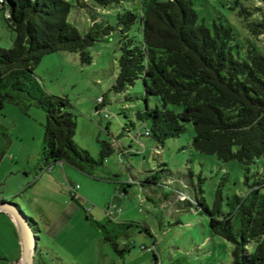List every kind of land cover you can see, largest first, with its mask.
<instances>
[{
	"label": "rangeland",
	"instance_id": "obj_1",
	"mask_svg": "<svg viewBox=\"0 0 264 264\" xmlns=\"http://www.w3.org/2000/svg\"><path fill=\"white\" fill-rule=\"evenodd\" d=\"M140 4L141 0H122L98 13L115 24L118 11L139 13ZM194 7L199 21L210 27L214 20L232 26L235 56L244 57L250 46L264 51V32L252 30L262 20L264 0H194ZM5 15L0 8V46L9 48L16 31ZM69 19L82 32L90 24L85 9L78 12L73 7ZM129 31L140 34L139 19ZM119 37L115 28L94 42L89 47L90 63H82L78 54L52 52L35 68L44 91L69 97L76 144L99 158L100 140H107L113 152L92 173L68 162L64 172L59 161L41 171L36 162L45 110L33 104L24 111L6 102L0 113V126L9 135L0 136V200L18 204L24 215L32 217L38 236L35 264H230L233 242L211 231L210 215L200 200L213 207L220 189L221 209L230 210L235 195H245L254 180L264 176V155L246 171L237 159L223 161L216 153L200 152L192 145V122L163 143L143 134L137 138L146 127L135 115L146 106L143 80L137 79L124 93L110 90L117 74ZM123 94L131 98L124 99ZM101 95L105 104L97 105ZM155 102L157 98L149 96L148 104ZM168 106L182 110L179 104ZM96 221L107 223L108 232ZM123 221L132 224L114 226ZM13 223V214L2 209L0 264L14 263L18 254ZM110 229L117 232L121 251L106 239L113 234ZM16 264H23L22 259Z\"/></svg>",
	"mask_w": 264,
	"mask_h": 264
},
{
	"label": "trees",
	"instance_id": "obj_2",
	"mask_svg": "<svg viewBox=\"0 0 264 264\" xmlns=\"http://www.w3.org/2000/svg\"><path fill=\"white\" fill-rule=\"evenodd\" d=\"M121 1L0 0L7 23L16 31L11 47L0 46V113L6 102L24 111L33 104L45 110L36 166L42 171L63 161L92 173L95 165L113 152L107 140H100L99 158L76 144V120L69 110V97L44 91L35 68L52 52L78 54L82 63H90L89 47L116 28L120 31L119 55L110 90L124 93L137 79L143 80L146 106L135 115L147 132L140 135L163 143L182 133L186 122H192L195 149L216 153L223 161L237 159L248 171L250 164L264 155V51L250 46L244 57L235 56L232 26L214 20L210 27L199 21L194 0H141L139 13L118 11L115 24L100 17L98 9L106 10ZM73 7L90 14L84 32L69 19ZM137 19L140 34H131ZM254 24L253 32L262 34L264 12L261 22ZM149 96L158 102L149 105ZM101 103L105 104V97ZM169 103L182 105V110L175 111ZM0 136H9L1 126ZM221 198L218 189L213 207L201 200L200 204L210 215L211 231L233 242L230 264H264V176L254 180L245 195L236 194L227 212L221 209ZM29 219L32 224V217ZM96 222L108 232L107 223ZM131 224L123 221L114 226ZM114 229L106 239L121 251ZM143 229L148 231L145 226Z\"/></svg>",
	"mask_w": 264,
	"mask_h": 264
},
{
	"label": "water",
	"instance_id": "obj_3",
	"mask_svg": "<svg viewBox=\"0 0 264 264\" xmlns=\"http://www.w3.org/2000/svg\"><path fill=\"white\" fill-rule=\"evenodd\" d=\"M0 209L9 210L16 220L22 239L23 264H35V252L38 236L32 228L31 220L27 215H24L18 204L1 199Z\"/></svg>",
	"mask_w": 264,
	"mask_h": 264
},
{
	"label": "crops",
	"instance_id": "obj_4",
	"mask_svg": "<svg viewBox=\"0 0 264 264\" xmlns=\"http://www.w3.org/2000/svg\"><path fill=\"white\" fill-rule=\"evenodd\" d=\"M49 54V53H48ZM46 55V54H45ZM44 55V56H45ZM8 109L10 110H15L14 107H8ZM62 163V168L64 170V172L66 171V168H65V165H64V162L63 161H59ZM52 166V165H51ZM53 167V166H52ZM51 167V168H52ZM26 174L28 173V171L25 172ZM1 197V196H0ZM0 211H2V209H0ZM32 225V224H31ZM13 227H14V231H15V234H16V239H17V246H18V254L15 256V261L14 263L12 264H16L19 259L21 258L22 259V239H21V233H20V230L18 228V225L17 223H13ZM32 228H33V225H32Z\"/></svg>",
	"mask_w": 264,
	"mask_h": 264
},
{
	"label": "built area",
	"instance_id": "obj_5",
	"mask_svg": "<svg viewBox=\"0 0 264 264\" xmlns=\"http://www.w3.org/2000/svg\"><path fill=\"white\" fill-rule=\"evenodd\" d=\"M97 100H98V104H99V102H103L104 96L103 95L99 96ZM105 116H108V113H106ZM145 132H147V131L145 130ZM139 135H140V133H138L137 138H139ZM50 167L51 166H49L47 169H49Z\"/></svg>",
	"mask_w": 264,
	"mask_h": 264
}]
</instances>
